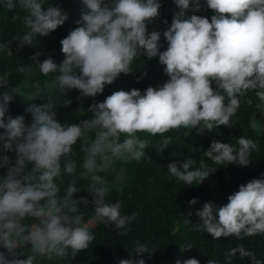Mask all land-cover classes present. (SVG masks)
<instances>
[{
	"label": "clouds",
	"instance_id": "clouds-1",
	"mask_svg": "<svg viewBox=\"0 0 264 264\" xmlns=\"http://www.w3.org/2000/svg\"><path fill=\"white\" fill-rule=\"evenodd\" d=\"M80 2L83 7L77 26L60 40L63 59L59 63L52 56L39 60L41 52L31 58L46 78L43 87L47 92L24 99L18 86L0 76V264L73 260L92 245L96 224L114 226L118 235H126L136 213L124 215L118 200L108 201L107 176L117 162H139L146 155L145 148L152 144L140 133L163 137L184 129V136L192 130L211 134L220 126L233 127L241 106L253 105L252 94L264 104V0H204L213 12L210 20L188 15L201 10V0H173L177 10L162 33L148 28L160 16V0ZM17 5L25 13V31L0 44V52L11 54L14 41L17 51L34 45L37 37H47L69 18L67 11L48 0L46 5L45 0H0V9L12 11ZM161 35L167 42L163 51ZM138 57L158 58L168 79L143 93L137 88L116 90L102 102L91 103L86 110L90 117L78 123L57 118L58 97L63 98L60 108H65L71 104L67 94L73 90L78 91V99L102 94L121 74L136 71L132 63ZM15 71L31 74L33 69L20 64ZM35 87L40 89L41 84ZM16 96L24 101L42 97L46 102L28 103L24 111L30 121H26L25 115L9 114ZM251 128L261 131L255 120ZM86 133L93 138H86ZM170 141V137L162 139L159 151ZM78 142L83 156L82 171L77 174L74 148ZM258 150L257 141L240 136L235 144L213 139L205 155L219 167L248 166L251 153ZM195 163L190 156L174 160L167 171L183 185L192 186L218 168L200 161L193 169ZM65 176L71 179L61 195ZM81 188L91 200L74 197ZM227 200L220 206L205 202L196 210L197 230L214 240L264 234V178L239 185ZM197 201L194 197L189 205ZM89 206L93 220L85 222L81 207ZM192 247L179 248L184 252ZM154 250L137 241L133 252L119 264H145L140 255H151ZM226 255L229 261L239 255L240 259L250 258L251 264H264L242 245ZM175 264L200 262L178 258ZM208 264L215 262L209 260Z\"/></svg>",
	"mask_w": 264,
	"mask_h": 264
},
{
	"label": "trees",
	"instance_id": "trees-1",
	"mask_svg": "<svg viewBox=\"0 0 264 264\" xmlns=\"http://www.w3.org/2000/svg\"><path fill=\"white\" fill-rule=\"evenodd\" d=\"M48 2L59 5L69 13V18L65 23L47 37H37V41L33 42L34 45H26L17 51L16 44L18 42L14 41L11 45V54L0 52V76H7L9 83L15 86L22 82V90L30 97L38 92L48 91L43 87V81L46 78L38 71L37 63L31 60L32 56L36 52H41L39 60L52 56L59 63L63 59L60 40L77 26L75 21L80 19L83 7L80 0H48ZM160 3V16L148 25L149 29L158 24L167 28L171 24L173 11L176 9L173 0H160ZM46 4L47 0H45ZM201 4L203 5L201 10L191 13V15L206 16L210 20L213 12L207 9L204 0H201ZM24 15L25 13L18 5L12 11L0 9V44L10 41L17 34L24 33ZM160 43L161 51L165 50L167 42L163 35H161ZM20 64L31 67L32 73H16L15 69ZM132 68L136 71L127 75L121 74L113 84L105 86L102 94L95 97L78 99V91L73 90L67 94L71 98V104L65 108H60L63 98L58 97L54 109L58 111L57 118L61 122L78 123L80 119L90 117L91 113L86 110L91 103L102 102L106 96L116 90L127 91L137 88L143 93L149 86L156 87V82L161 75L168 79L158 58L146 60L143 57H138L133 61ZM142 72H146V75L141 76ZM138 77L140 79H137ZM37 83L41 84L40 89L35 87ZM41 98L38 97L33 102L38 104L46 102V98ZM252 99L251 107L241 106L238 119L235 120L233 127L220 126L219 129H213L211 134L207 132L197 134L195 130H192L190 135L184 136V129L170 131L163 137L160 135L149 137L147 134L140 133L141 138L149 139L152 144L145 148L146 155L139 162L135 160L117 162L114 165V171L107 176L106 185L110 189L108 197L110 203L118 200L124 215L136 213L135 219L129 226L130 230L126 235L121 236L117 234L114 226L96 224L92 228L95 240L89 249L78 253L73 260L44 261L42 264H119L121 259H127L133 252L137 241L146 244L149 250L155 249L151 255L147 252L140 255L139 258L144 259L145 264H175L178 258L181 261L195 258L200 264H208L209 260L215 264H251L250 258L240 259L239 255L229 261L226 254L233 247L240 245L251 251L258 260L264 261V234L244 239L221 237L214 240L210 234L203 230H197L196 225L199 222V217L195 215L196 210L202 208L205 202L211 201L217 206L226 204L228 195L237 191L239 185L246 184L254 178H264L262 176L264 174V112L257 107L261 102L255 98L254 94H252ZM26 107L27 104L20 103L15 98L10 104L9 114L12 116L25 115L26 121H30V115L24 111ZM252 118L257 119L261 126L259 133L254 132L251 128L250 120ZM85 136L89 140L93 138L92 133H86ZM240 136L258 142L259 150L251 153L252 161L248 166L228 164L219 167L206 157L205 150L213 139L235 144ZM165 137L171 138L170 145L159 151L160 143ZM82 156L78 142L74 148V157L78 162L77 174L82 171L80 166ZM189 156L196 161L192 166L193 169L200 166V161H204L209 168L218 167L208 177L217 181L216 188H210L204 183L192 186L183 185L182 181L170 176L167 171L168 163L174 160H183ZM70 179L71 177L68 176L63 177L61 195L67 188ZM82 186L86 187L87 181H84ZM79 196H86L91 200V195L83 188L74 194V197ZM194 197L198 198V201L190 206L189 200ZM81 212L84 214L85 222L93 220L91 206L86 209L81 207ZM190 212L191 215H189ZM185 244H191L193 247L191 250L181 252L180 248H183ZM132 256L133 259L137 258L134 253Z\"/></svg>",
	"mask_w": 264,
	"mask_h": 264
},
{
	"label": "rangeland",
	"instance_id": "rangeland-1",
	"mask_svg": "<svg viewBox=\"0 0 264 264\" xmlns=\"http://www.w3.org/2000/svg\"><path fill=\"white\" fill-rule=\"evenodd\" d=\"M175 10H177V9H175ZM191 13H192V12H189L188 15H191ZM165 29H166L165 26H163V25H161V24H158V25H156L155 27H153V28H151V29H149V30H150V31H151V30H157V31H161V32H163ZM166 80H167V79L165 78V76H164V75H161L160 79L156 82L157 86H158V85H162ZM17 86L21 89L22 98H24V99L30 98V95L22 90V88H23V83H22V82H19V83L17 84ZM16 98H17V101H18V102L23 103V104L33 103V101H24L20 96H16ZM34 103H35V102H34ZM257 107H258L262 112H264V104L259 103V104L257 105ZM254 120L257 121V119H253V118H252V119L250 120V125H251V123H252ZM202 183L206 184V185H207L208 187H210V188H216V187H217V181H216L214 178H208V179H205Z\"/></svg>",
	"mask_w": 264,
	"mask_h": 264
}]
</instances>
